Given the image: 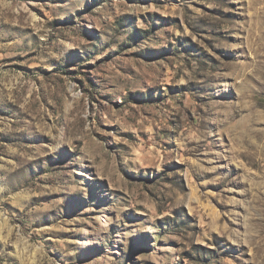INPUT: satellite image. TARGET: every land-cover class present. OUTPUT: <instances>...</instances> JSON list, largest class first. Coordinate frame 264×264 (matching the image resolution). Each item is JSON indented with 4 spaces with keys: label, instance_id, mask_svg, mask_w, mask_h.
<instances>
[{
    "label": "rangeland",
    "instance_id": "1",
    "mask_svg": "<svg viewBox=\"0 0 264 264\" xmlns=\"http://www.w3.org/2000/svg\"><path fill=\"white\" fill-rule=\"evenodd\" d=\"M0 264H264V0H0Z\"/></svg>",
    "mask_w": 264,
    "mask_h": 264
}]
</instances>
